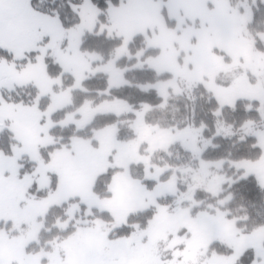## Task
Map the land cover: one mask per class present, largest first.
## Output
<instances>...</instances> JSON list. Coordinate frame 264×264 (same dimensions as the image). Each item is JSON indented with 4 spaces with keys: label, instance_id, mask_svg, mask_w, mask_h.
I'll return each mask as SVG.
<instances>
[{
    "label": "rangeland",
    "instance_id": "374dc122",
    "mask_svg": "<svg viewBox=\"0 0 264 264\" xmlns=\"http://www.w3.org/2000/svg\"><path fill=\"white\" fill-rule=\"evenodd\" d=\"M32 1L0 0V134L10 136L8 147L0 146V264H233L245 250L254 251L252 264H264V226L243 234L220 210H193L201 204L192 201L196 190L215 196L232 180L220 172V162L198 160L207 141L194 126L173 129L148 122L149 107L132 110L119 99L66 109L73 105L70 92L84 91L83 82L96 75H106L110 88L128 85L122 77L125 70L115 62L130 58L127 45L136 36L157 52L143 59L137 56V64L130 68L170 76L151 86L142 85L143 89H155L166 100L198 85L219 105L232 107L245 99L261 108L264 33L257 34L259 50L244 27L250 17L249 0H126L118 7L109 6L103 17L89 0H79L72 6L78 24L70 29H63L54 14L38 13ZM53 1L37 0L36 5L51 6ZM93 31L120 41L109 60L79 50L83 35ZM46 59L61 69L57 78L47 74ZM31 88L34 93L28 96L26 89ZM11 95L25 99L9 101ZM45 97L48 102L41 108ZM55 111H64V116L50 118ZM107 113L121 117L118 127L133 136L117 141V125L113 124L94 130L91 139L74 137L69 145L46 149L55 143L49 134L52 127L83 129L95 114ZM244 132L257 138L262 157L233 166L254 176L264 188V131L247 124ZM171 147L196 159V166L189 158L186 166L170 167L180 176L173 174L152 190L135 180V213L161 197L174 195L169 209L155 208L144 229L135 228L124 238H109L112 227L124 223L130 212L122 209L117 180L108 188L114 191L112 197L96 199L94 179L108 169L123 173L129 165L141 164L144 178L157 180L169 167L153 161ZM122 173L114 177H124ZM50 175L56 182L53 192L44 196L30 192L33 183L39 190L47 188ZM177 178L185 186L178 194ZM72 199L88 210L114 214L115 221L110 226L102 220L91 225L83 222L65 240L28 252L29 245L38 242L46 210ZM75 213L76 206L68 205V219L59 226L64 228ZM212 242L231 248V255H207Z\"/></svg>",
    "mask_w": 264,
    "mask_h": 264
},
{
    "label": "trees",
    "instance_id": "16d2710c",
    "mask_svg": "<svg viewBox=\"0 0 264 264\" xmlns=\"http://www.w3.org/2000/svg\"><path fill=\"white\" fill-rule=\"evenodd\" d=\"M49 1V0H47ZM99 17L105 16L108 7H118L126 0H89ZM237 1V0H233ZM37 0L32 1V7L38 13L50 14L56 16L63 29H70L78 24L72 6L80 3L79 0H54L44 7L36 5ZM250 17L245 23V31L251 36L257 49H261V44L257 34L264 33V1L249 0ZM48 7V8H47ZM164 14L165 12L162 11ZM120 46V41L115 37L107 36L104 32L93 31L83 35L79 50L81 52L92 53L102 56L104 61L111 58V53ZM130 58H120L115 64L125 70L122 77L128 83L121 87L110 88L106 75L99 74L83 82L84 91L78 90L70 92L72 107L66 109L82 107L84 103L91 105L99 104L108 99L122 100L127 103L132 110H140L146 106L150 112L145 119L148 122L157 123L160 126L170 128H185V126H194L199 132L200 137L207 141V145L200 153L198 160L206 164H215L220 162V172L226 177L231 178V182L225 184L217 195L207 193L204 190H196L192 196V201L200 203L198 208L193 210H209L215 212L220 210L223 217L232 222L236 230L243 234L252 233L264 226V188L261 187L257 179L252 175H246L241 170H236L234 163L240 161L257 162L262 157L261 147L257 143V138L251 134H246L245 126L251 124L254 128H260L264 131V105L260 108L255 101L237 100L232 107L219 105L216 99L207 92L202 86L196 85L190 92L180 95H171L166 100L160 97L155 89H143L142 85H154L157 82L167 80L170 76L166 73H156L147 68H130L137 64V56L143 59L147 55L156 54V50L145 47L141 36H136L127 45ZM46 72L50 78H57L61 74V69L50 59L45 60ZM64 76V75H63ZM67 80V78H65ZM66 84V82H65ZM28 96H32L34 89H26ZM24 91H22L23 93ZM25 93V92H24ZM13 95V94H12ZM8 99L9 101H20L21 95H15ZM23 100L25 98H22ZM21 99V100H22ZM48 102L45 97L40 101V107H44ZM64 111H55L50 118H61ZM121 117L114 114H95L91 121L83 128L77 129L73 125L66 127L55 126L49 131L53 136L55 143L46 149L53 151L62 145H69L74 137L91 139L93 131L104 128L109 125H117L115 138L117 141H123L132 137V132L126 128L118 127ZM10 136L6 133L0 134V146L8 147ZM1 143H4L3 145ZM92 144L94 142L92 141ZM196 166V159L191 158L183 150L177 147H171L165 150L160 158L154 159V163L160 166L169 167L167 172H163L157 180L145 179L144 166L141 164H131L122 173L116 169H108L99 174L92 186V194L96 199H107L110 197L108 191L112 178L117 173L123 176L138 180L148 190L158 182H164L178 173L171 171L172 166L179 167L188 165V160ZM28 166L26 165V168ZM50 182L47 188L39 190L33 183L30 187L32 194L44 196L46 192H53L55 189L54 176L50 175ZM180 176V175H179ZM178 179V178H177ZM177 181V194L184 190L185 186ZM174 195L161 197L149 205L142 212H131L124 216V223L111 229L109 238H124L128 236L135 228L138 230L146 228L149 220L157 207H167ZM76 206L74 219L69 220L64 228L59 225L67 221L68 205ZM210 208V209H209ZM115 215L108 212H99L95 209L88 210L80 205L77 199L50 206L41 219V229L38 234V242L30 244L27 251L31 253L39 252L45 248L49 242L62 241L73 234L83 222L91 225L94 220H102L107 226L115 221ZM215 253L221 256H229L232 249L224 244L212 242L207 249V255ZM253 250H245L234 261L233 264H252L255 259Z\"/></svg>",
    "mask_w": 264,
    "mask_h": 264
},
{
    "label": "crops",
    "instance_id": "0c3cea01",
    "mask_svg": "<svg viewBox=\"0 0 264 264\" xmlns=\"http://www.w3.org/2000/svg\"><path fill=\"white\" fill-rule=\"evenodd\" d=\"M118 181V190L116 193H119V199L122 202V209L126 210L127 212H135V198L137 197L135 194V180L128 178V177H113L111 183L109 185L110 189L113 188V183ZM121 190V191H120ZM110 192V190H109ZM114 191L110 192L112 197ZM138 201V199H137Z\"/></svg>",
    "mask_w": 264,
    "mask_h": 264
}]
</instances>
